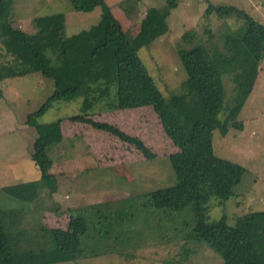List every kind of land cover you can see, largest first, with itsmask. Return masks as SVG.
<instances>
[{
  "label": "rangeland",
  "instance_id": "1",
  "mask_svg": "<svg viewBox=\"0 0 264 264\" xmlns=\"http://www.w3.org/2000/svg\"><path fill=\"white\" fill-rule=\"evenodd\" d=\"M166 2L104 0L123 32L132 37L140 32L147 11L161 8ZM223 7H234L244 16L218 12ZM169 12L167 31L143 47L139 57L187 134L194 119L210 118L191 85L181 54L196 50L213 57L219 51L229 57L226 64L215 66L222 96L216 119L222 123L227 116L236 117L224 123L229 126L225 135L219 127L213 130V146L215 156L241 167V183L227 200L209 184H203L197 211L151 208L153 211L146 219L129 227L139 233L138 238L137 234L134 236V244L137 240L138 244L131 255L58 260L51 264H225L206 243L192 241L191 231L215 224L238 227L251 215L264 213V42L255 73L251 69L254 65L239 46L248 32L249 19L264 29V0H176ZM102 16L100 7L76 10L67 0H13L9 8L13 29L34 35L36 47L49 61L57 59V65L72 59L66 56L69 51L77 55L80 42H87L88 47L91 42H98ZM4 43L0 39V70L7 68L11 74L21 72L25 76L2 78L5 73L0 72L3 229L9 235L10 255L16 264L40 261L50 264L48 258H62L50 251V233L55 229L66 230L72 215L86 216L92 222L103 216L116 219L126 201L140 203L146 195L177 186L170 156L178 148L166 135L153 107L118 106L116 81L90 85L85 97L53 102L38 121L41 127L59 121L60 129L45 126L39 129L28 124V115L53 93L55 83L32 67L29 43L22 40L10 43L17 56L8 52ZM80 114L89 120L67 119ZM103 125L112 131L94 128ZM114 132L142 140L153 157L148 158ZM58 133L61 137L48 148V156L53 160L51 173L58 180L57 190L52 194V185L45 186L31 154L41 136ZM26 198L32 199L29 206L21 202ZM93 211L99 213L97 217ZM249 237L254 255L264 264V222L256 225Z\"/></svg>",
  "mask_w": 264,
  "mask_h": 264
},
{
  "label": "trees",
  "instance_id": "2",
  "mask_svg": "<svg viewBox=\"0 0 264 264\" xmlns=\"http://www.w3.org/2000/svg\"><path fill=\"white\" fill-rule=\"evenodd\" d=\"M176 0H167L161 8H151L143 19L140 32L132 37L123 32L120 24L108 11L104 0H67L76 10H91L102 8V32L98 42L90 44L80 42L76 47L79 53L75 55L69 51L66 56L72 57L67 62L57 65V59L49 61L36 47L34 35L22 29H13L9 21V8L13 0H0V39L4 40L8 52L17 56L16 49L10 47L14 40L29 43L33 55L32 67L39 70L46 79L53 80L55 88L53 93L34 113H30L27 123L45 129L54 127L60 129V122L41 125L38 119L51 107L55 101H71L84 96L90 85H107L116 81L118 84V106L121 109H137L151 106L155 109L164 131L173 140L178 151L170 156V162L178 178V185L157 191L144 196L140 203L133 200L126 201L116 219L101 217L92 222L86 216L72 215L68 228L55 229L50 233L52 241L51 253L57 252L62 258H48L51 263L58 260L78 261L81 259H97L113 255H131L137 248L134 236L139 233L129 227L139 220L146 219L153 210L151 208H167L171 212H180L186 208L198 210L203 196L204 185L209 184L214 191L227 200L234 193V188L241 183L243 170L238 165L220 159L214 154L213 130L219 127L225 135L229 126L224 123L236 116H227L222 123L216 119L221 111L220 77L215 66L226 64L229 57L216 52L213 57L203 56L196 50L181 54L182 64L190 78L191 85L199 95L200 104L206 110L210 119L196 118L193 120L191 131L187 134L179 117L166 101L162 91L157 87L149 75L146 66L139 57V51L151 45L167 31L166 20L169 11ZM222 14H244L234 7L219 8ZM249 29L240 42V51L249 57L251 64L256 63L258 53L264 42V29L257 22L249 19ZM34 45V46H33ZM89 48V49H88ZM14 51V53H13ZM60 57V55H59ZM59 63V62H58ZM9 69L2 68V78L6 76L24 77L21 72L11 74ZM109 72V73H108ZM19 74V75H18ZM233 76H230L231 81ZM250 80V79H249ZM251 87V86H250ZM245 90V89H244ZM247 90V89H246ZM248 92V90H247ZM72 121L89 120L84 115H72ZM112 131L106 125L99 128ZM58 129V130H59ZM122 140L134 145L148 158L153 157L151 149L136 137L125 133L114 132ZM61 133L41 136L32 149L31 158L41 173L45 186L52 185L50 193L57 190V178L52 175L53 160L48 156L49 144L57 143ZM204 184V185H203ZM201 185H203L201 187ZM28 196V195H27ZM26 196V197H27ZM18 197V195H17ZM19 200V199H18ZM32 199L21 201L29 206ZM20 201H17L21 203ZM96 217L97 211H93ZM264 222V213L251 215L243 225L230 227L226 225H212L200 231L194 229L189 237L196 243H206L210 249L218 253L225 264H262L253 253V242L249 237L253 228ZM125 234H127L125 236ZM131 238V239H130ZM40 258V257H38ZM0 264H16L10 255L9 235L4 231L0 211ZM36 264H43L41 261Z\"/></svg>",
  "mask_w": 264,
  "mask_h": 264
},
{
  "label": "crops",
  "instance_id": "3",
  "mask_svg": "<svg viewBox=\"0 0 264 264\" xmlns=\"http://www.w3.org/2000/svg\"><path fill=\"white\" fill-rule=\"evenodd\" d=\"M139 109V108H138ZM163 127V126H162ZM166 133V132H165ZM166 135L168 136V134L166 133ZM169 137V136H168ZM118 138H120V137H118ZM121 139V138H120ZM169 139H171L170 137H169Z\"/></svg>",
  "mask_w": 264,
  "mask_h": 264
}]
</instances>
